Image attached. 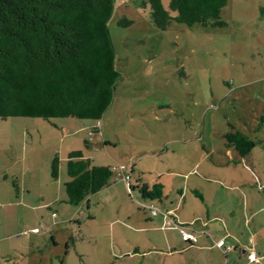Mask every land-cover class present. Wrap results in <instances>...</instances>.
Returning a JSON list of instances; mask_svg holds the SVG:
<instances>
[{
  "label": "rangeland",
  "instance_id": "1",
  "mask_svg": "<svg viewBox=\"0 0 264 264\" xmlns=\"http://www.w3.org/2000/svg\"><path fill=\"white\" fill-rule=\"evenodd\" d=\"M163 3L169 9V0ZM151 10L150 0H115L110 27L122 77L100 132L92 133L93 119L0 117V188L10 184L16 194L13 180L23 183L25 178L37 188L49 181L59 185L52 160L67 157L72 148L111 163L117 159L116 165L133 157L134 182L141 176L152 185L170 181V190L175 180L179 185L186 178L168 171L187 176L198 164L199 174L189 181L208 177L228 186L243 181L249 183V194L264 195L258 189V183L264 184V0H229L222 26L172 21L163 29L153 22ZM124 18L132 23L120 24ZM235 131L257 143L245 157L234 147L230 156L224 135ZM104 139L112 144L105 146ZM210 166L217 170L210 172ZM62 170L66 199V162ZM109 186L80 205L58 200L52 208L58 222L40 235L6 236L20 231V220L9 222L5 212L0 214V262L133 264L127 256L135 249L160 241L158 233L136 229L150 213L139 203L160 207L161 201L144 199L137 189L125 193L115 180ZM258 217L264 218V212ZM25 218L36 220L32 214ZM42 221L36 223L40 228Z\"/></svg>",
  "mask_w": 264,
  "mask_h": 264
},
{
  "label": "trees",
  "instance_id": "2",
  "mask_svg": "<svg viewBox=\"0 0 264 264\" xmlns=\"http://www.w3.org/2000/svg\"><path fill=\"white\" fill-rule=\"evenodd\" d=\"M228 2L169 0L167 9L163 0H150L151 17L163 29L172 21L222 26ZM114 11L115 0H0V117L103 119L122 77L110 28ZM131 23L128 18L120 22ZM224 137L242 157L257 144L241 131ZM59 167L56 155L54 178L59 177ZM117 171L118 167L94 165L82 150L70 152L67 201L87 202L119 180ZM130 180V192L137 189L143 198H162L163 184Z\"/></svg>",
  "mask_w": 264,
  "mask_h": 264
},
{
  "label": "crops",
  "instance_id": "3",
  "mask_svg": "<svg viewBox=\"0 0 264 264\" xmlns=\"http://www.w3.org/2000/svg\"><path fill=\"white\" fill-rule=\"evenodd\" d=\"M101 129H98L96 133L100 132ZM104 143L106 146L112 144V141L104 139ZM75 150L82 149L70 148L67 151V157H64V155L61 158L59 157V177L55 178L57 181H61L59 185L50 184L48 179L47 187L37 188L36 184L28 183L30 180L25 178L23 183L13 180L16 194L11 190L10 184H7V186L5 184L4 187L0 188V214L2 215L5 212L4 219L6 218L9 222H11V217L17 223L20 220V225H18L20 231L8 233L6 236L10 237L15 234L16 236L40 235L42 231L52 230L53 225L58 222L55 220L58 215H53L56 211H53L52 208L58 200L66 202L67 199H65L61 190L63 162L67 163L70 152ZM231 150L230 147V156L232 154ZM83 154L85 158L91 159L94 165L118 167V171H122L126 176H129L133 184L135 173L133 157H130V162L127 164L116 165L117 159L111 163L112 161H106L104 157H99V154L85 153L84 151ZM130 166L132 168L129 171ZM212 167L217 170V167L210 166V172L213 171ZM191 168L192 170L190 169L187 176H183L182 173L168 171L167 175L177 176L179 174L181 178H186V180H184L185 183L181 180L179 185L175 180L170 190V181H161L163 196L160 199V207L156 206L155 202H146L147 205L158 208L159 213L157 215L151 214L150 206L139 203L144 210L150 213L148 212L149 214L144 217L145 225L136 229L142 232H156L160 235V241L159 243L154 242V246L143 249V251L135 249L132 255L128 254V259L133 264H150L148 262L149 257L150 262L157 261L158 264H262L264 262V218L258 216L264 212V195L249 194L247 190L249 183L243 181L234 180L230 186L225 185L222 181H213L208 177L203 180L189 181V176L199 174L197 171L198 164ZM5 173L7 178L9 174ZM220 174L222 173L220 172ZM141 181L152 186V184L143 180L142 176ZM41 183L43 184V182ZM116 183H121L123 191L126 190L125 193L130 192L123 178L117 180ZM258 185V189L264 190V184L258 183ZM3 189L7 190L5 194H3ZM144 199L155 200L156 198ZM90 200L87 202H90ZM198 200L202 201V206L198 204ZM45 209H48L49 215L45 212ZM12 211L14 216L10 215ZM27 213L34 215L36 220L29 222L25 218L28 216ZM49 217H51L53 223L46 225L45 220ZM39 220H44L42 222L47 226V230L42 229V227L40 233H34L31 230L39 227L36 224ZM182 224H190L188 225L189 230L198 237L196 243L186 241L183 238L179 226ZM6 226H10V224L8 223ZM6 226L5 228H7ZM222 240L224 245L220 247L218 242ZM9 251L12 252L10 249ZM251 251L257 253V261L251 262L249 259L248 252ZM137 258L142 260L136 261ZM0 264L5 263L0 262Z\"/></svg>",
  "mask_w": 264,
  "mask_h": 264
},
{
  "label": "built area",
  "instance_id": "4",
  "mask_svg": "<svg viewBox=\"0 0 264 264\" xmlns=\"http://www.w3.org/2000/svg\"><path fill=\"white\" fill-rule=\"evenodd\" d=\"M102 127H103V120L100 119V120L96 121V124L94 126V130L95 129L102 128ZM94 130L92 131V133H94ZM116 175H117V178L118 179H122L123 178L126 181L127 186L129 187V176H126V174H124L122 171H117V174ZM149 209L151 211V214H153V215H157L159 213L158 208H156L153 205L150 206ZM53 215L56 216V213H54ZM188 225H190V224H187V225L186 224L179 225L180 228H181V232H182L183 238L186 241L196 243L198 241V237L193 232H191L189 230L190 227ZM42 229L47 230V226L46 225H43V228ZM31 231L34 232V233H40L41 228L40 227L34 228ZM218 245L220 247H222L224 245V241L223 240L222 241H219L218 242ZM248 257L251 260V262H254V261H257L258 260L257 253L255 251L248 252Z\"/></svg>",
  "mask_w": 264,
  "mask_h": 264
},
{
  "label": "clouds",
  "instance_id": "5",
  "mask_svg": "<svg viewBox=\"0 0 264 264\" xmlns=\"http://www.w3.org/2000/svg\"><path fill=\"white\" fill-rule=\"evenodd\" d=\"M96 124V123H95ZM100 129V128H99ZM94 133H95V131H94Z\"/></svg>",
  "mask_w": 264,
  "mask_h": 264
}]
</instances>
